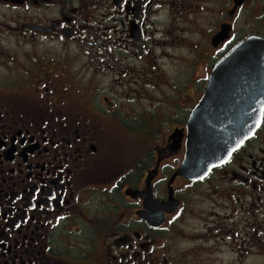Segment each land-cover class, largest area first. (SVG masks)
Instances as JSON below:
<instances>
[{
	"label": "flooded vegetation",
	"instance_id": "1",
	"mask_svg": "<svg viewBox=\"0 0 264 264\" xmlns=\"http://www.w3.org/2000/svg\"><path fill=\"white\" fill-rule=\"evenodd\" d=\"M264 0H0V264L264 257V116L178 173L216 66Z\"/></svg>",
	"mask_w": 264,
	"mask_h": 264
},
{
	"label": "water",
	"instance_id": "2",
	"mask_svg": "<svg viewBox=\"0 0 264 264\" xmlns=\"http://www.w3.org/2000/svg\"><path fill=\"white\" fill-rule=\"evenodd\" d=\"M263 116L264 41L253 37L216 66L188 122L187 152L178 173L207 175L255 135Z\"/></svg>",
	"mask_w": 264,
	"mask_h": 264
},
{
	"label": "rangeland",
	"instance_id": "3",
	"mask_svg": "<svg viewBox=\"0 0 264 264\" xmlns=\"http://www.w3.org/2000/svg\"><path fill=\"white\" fill-rule=\"evenodd\" d=\"M251 264H264V257L252 259Z\"/></svg>",
	"mask_w": 264,
	"mask_h": 264
}]
</instances>
